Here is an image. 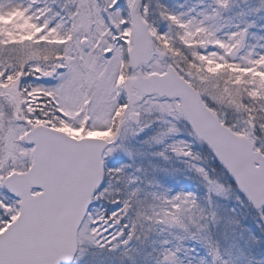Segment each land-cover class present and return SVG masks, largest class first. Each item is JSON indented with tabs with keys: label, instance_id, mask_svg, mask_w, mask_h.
I'll return each instance as SVG.
<instances>
[{
	"label": "snow or ice",
	"instance_id": "obj_1",
	"mask_svg": "<svg viewBox=\"0 0 264 264\" xmlns=\"http://www.w3.org/2000/svg\"><path fill=\"white\" fill-rule=\"evenodd\" d=\"M231 7L0 0V264H264V44Z\"/></svg>",
	"mask_w": 264,
	"mask_h": 264
},
{
	"label": "rangeland",
	"instance_id": "obj_2",
	"mask_svg": "<svg viewBox=\"0 0 264 264\" xmlns=\"http://www.w3.org/2000/svg\"><path fill=\"white\" fill-rule=\"evenodd\" d=\"M260 2L261 0H232L231 9L238 8V11L240 13L239 19L241 20V24L255 21L257 25V27L252 28L250 30L251 34L248 35V43L250 45L264 42V39H260V37H264V29L260 27L261 25H264V18H261L252 11L254 7L259 6ZM181 4H184V1H181ZM191 181H195L199 184L198 182L199 178L196 176V174L192 171L185 170L184 174L182 175L169 176L168 178H166L165 183L168 184L169 186L184 187L186 189ZM200 186H201L200 190H202L203 186L202 185ZM218 204L220 205V215L223 218L222 223L220 225L221 229H226L228 231H231L232 229L235 228V225L230 224L229 220L239 219L242 225H244L247 228H251L253 231L257 232L256 231L258 230V228H256L257 225L253 221V217L255 216V212L253 210L249 209L247 210V212H245L244 209H238V212L241 215L232 217V214L228 212L227 209L236 206L235 201L231 199L228 200L219 199ZM235 230L239 231L238 228H236ZM257 234H259V232H257Z\"/></svg>",
	"mask_w": 264,
	"mask_h": 264
},
{
	"label": "trees",
	"instance_id": "obj_3",
	"mask_svg": "<svg viewBox=\"0 0 264 264\" xmlns=\"http://www.w3.org/2000/svg\"><path fill=\"white\" fill-rule=\"evenodd\" d=\"M181 1H184L185 9L193 6L196 3V0H169V3H170V5H176V4H181ZM224 15L226 17L230 18V22L232 24L241 23V20L239 19L240 13L238 11V8L230 9L229 11L224 13ZM249 34H251L250 31H249ZM262 44H264V42H262ZM193 147H194L195 151L202 152L199 145H194ZM194 163H202V161L201 162H194ZM165 167L168 168V174H163V173L160 174V178L164 182L166 181V178H168L169 176L182 175V174H184L185 170L191 171L188 169V167L184 163H182L181 161L176 160V159H173L170 163L166 164ZM175 188H180V187L175 186ZM200 188H201V186L197 182L191 181L189 183V186L186 188V190H194L197 192L198 195L203 196L204 195V189L202 188V190H200ZM256 228H257V226H256ZM256 231L259 232V230H256Z\"/></svg>",
	"mask_w": 264,
	"mask_h": 264
}]
</instances>
